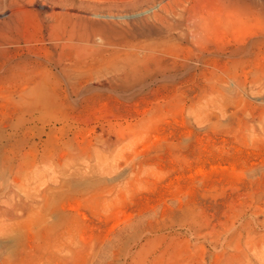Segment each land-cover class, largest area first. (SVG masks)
Here are the masks:
<instances>
[{
  "label": "rangeland",
  "instance_id": "374dc122",
  "mask_svg": "<svg viewBox=\"0 0 264 264\" xmlns=\"http://www.w3.org/2000/svg\"><path fill=\"white\" fill-rule=\"evenodd\" d=\"M227 1L199 0L221 19L185 18L175 52H137L187 65L172 80L123 93L96 76L29 114L0 79V264H264V0L232 15ZM138 2L0 0V27L20 18L27 53L52 6L120 23ZM245 39L251 52L229 57Z\"/></svg>",
  "mask_w": 264,
  "mask_h": 264
},
{
  "label": "bare ground",
  "instance_id": "6f19581e",
  "mask_svg": "<svg viewBox=\"0 0 264 264\" xmlns=\"http://www.w3.org/2000/svg\"><path fill=\"white\" fill-rule=\"evenodd\" d=\"M154 1L156 0L138 2L135 9L138 12L144 10L138 16L133 15L120 23L95 20L85 9L58 7L57 10V6H52L48 19L36 27V43L28 44L27 53L23 52L24 47L20 41L23 35L22 20L18 17L11 18V22L0 27V79L14 81L24 112L43 114L60 105L61 93L66 97L69 91L76 95L90 91L96 76L105 77L99 80L100 85L110 86L123 93H134L149 80L155 82L160 77L172 80L176 74H185L188 71L185 64L169 65L162 59L152 58L153 54L140 56L137 52H175L170 49L171 45L186 37L185 18L199 15L206 20L205 23H214L221 19V14L212 12L206 16L197 7L199 0H163L158 6L150 7ZM227 2V15L234 12L237 14L239 10L242 13L243 10L250 11L249 6H238L237 0ZM8 10L7 13L12 16L31 12L27 7ZM255 42L245 39L242 43L225 48V51L230 52L229 57L247 54L251 52ZM220 50L207 47L203 52L217 53ZM219 57L220 55L217 58ZM219 60L213 63L215 67L221 65ZM152 62L156 64L158 71L152 67ZM56 86L62 87L63 91L59 93ZM11 126L14 130L20 127L15 124ZM248 234L250 238L251 235ZM240 244L241 241L238 240L239 252ZM129 254L132 258V252ZM25 258L26 256H21L22 261ZM133 263L126 259L123 264Z\"/></svg>",
  "mask_w": 264,
  "mask_h": 264
}]
</instances>
